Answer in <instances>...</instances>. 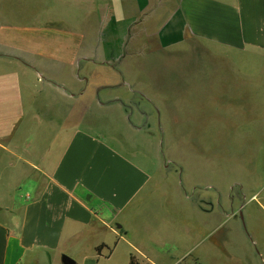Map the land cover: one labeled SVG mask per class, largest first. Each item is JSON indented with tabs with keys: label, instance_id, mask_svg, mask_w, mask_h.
<instances>
[{
	"label": "crops",
	"instance_id": "1",
	"mask_svg": "<svg viewBox=\"0 0 264 264\" xmlns=\"http://www.w3.org/2000/svg\"><path fill=\"white\" fill-rule=\"evenodd\" d=\"M19 1L22 15L0 5V264H259L264 204H251V236L230 225L231 249L215 245L224 214L199 182L206 156L162 153L152 131L190 94L161 102L148 82L177 65L184 79L193 39L214 45L251 58V119L264 122V0ZM131 32L157 54L129 91ZM83 95L82 120L68 122L65 96ZM182 160L188 187L167 171Z\"/></svg>",
	"mask_w": 264,
	"mask_h": 264
},
{
	"label": "rangeland",
	"instance_id": "2",
	"mask_svg": "<svg viewBox=\"0 0 264 264\" xmlns=\"http://www.w3.org/2000/svg\"><path fill=\"white\" fill-rule=\"evenodd\" d=\"M0 5L3 10H17L21 15L24 8V2L19 0H0ZM100 35L102 34L96 36ZM123 36L131 63L128 73V78L131 79L127 82V87L132 91L136 67L140 71L150 67L145 63L153 58L154 53L157 54V49L148 42L147 33L131 32ZM191 46L195 58H192V62L190 58L187 60L188 65L184 69L186 78L183 79V72L177 65L173 66L175 75L166 82H148V93L161 102L168 100L170 89L190 94L182 113L169 112L172 120L166 119L165 128L162 127L159 132L157 129L152 131L154 135H161V140H164V143L160 141L162 153L182 159L190 153H202L206 156L201 170L204 176L199 178V182L203 186L202 190L207 192L209 201L222 202L223 239L216 241L215 245L228 250L233 243L224 233L228 226H237L244 234L251 236V204H264V122L251 119L254 115V111H251L254 104L251 95V58L234 56L233 53L227 56L223 49L195 39L191 41ZM180 52L183 54V50ZM231 56L236 60L230 61L227 57ZM198 59L202 62H198ZM86 96L79 99L65 96V120H82L87 105L93 100ZM184 117L188 123H184ZM183 163L182 160L176 167L168 163L167 171L178 172L182 182L185 177L188 187L192 177L182 167ZM260 216L257 227L264 238V215ZM252 248L264 249V241L258 242L256 246L252 245ZM124 253L125 247H122L117 254L118 262ZM200 253L207 255L209 251L201 249ZM170 257L156 258L155 261L167 264ZM256 258L259 264H264V250Z\"/></svg>",
	"mask_w": 264,
	"mask_h": 264
},
{
	"label": "water",
	"instance_id": "3",
	"mask_svg": "<svg viewBox=\"0 0 264 264\" xmlns=\"http://www.w3.org/2000/svg\"><path fill=\"white\" fill-rule=\"evenodd\" d=\"M63 264H72V261L68 257H62Z\"/></svg>",
	"mask_w": 264,
	"mask_h": 264
},
{
	"label": "trees",
	"instance_id": "4",
	"mask_svg": "<svg viewBox=\"0 0 264 264\" xmlns=\"http://www.w3.org/2000/svg\"><path fill=\"white\" fill-rule=\"evenodd\" d=\"M99 248H100V246L97 247L96 249L98 250ZM129 264H135V261H134V258L133 257H130L129 258Z\"/></svg>",
	"mask_w": 264,
	"mask_h": 264
}]
</instances>
